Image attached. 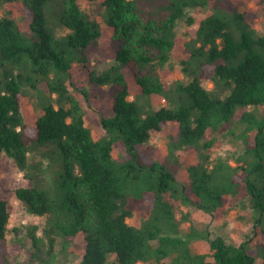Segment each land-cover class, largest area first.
<instances>
[{
  "label": "trees",
  "instance_id": "trees-1",
  "mask_svg": "<svg viewBox=\"0 0 264 264\" xmlns=\"http://www.w3.org/2000/svg\"><path fill=\"white\" fill-rule=\"evenodd\" d=\"M88 1L100 2L119 43L114 64L90 72L91 83L113 88L111 115L101 119L105 133L97 138L85 124L87 95L77 99L68 84L73 64H89L96 51L99 23L79 0H54V20L69 31L57 35L47 24L49 0H0V264H12L13 200L43 219L26 228L30 264H58L80 234L79 264H255L258 251L220 237L208 240L205 251L193 249L205 236L192 224L184 230L182 212L194 206L213 214L244 196L264 249V34L254 17L227 0ZM14 3H20L25 29L4 12ZM203 10L209 14L190 16ZM184 20L197 27L174 59L176 29ZM175 66L180 78L168 79L165 70ZM124 69L143 94L162 103L158 108L129 100ZM36 84L44 102L29 124L22 100L30 90L39 93ZM223 130L242 144L235 164L206 152L214 144L208 136ZM160 132L168 136L167 154L150 159L141 146ZM118 143L124 152L114 156ZM188 149L198 150L199 159L180 181L175 163ZM3 153L25 185L5 182ZM137 210L142 215L135 225Z\"/></svg>",
  "mask_w": 264,
  "mask_h": 264
},
{
  "label": "rangeland",
  "instance_id": "rangeland-1",
  "mask_svg": "<svg viewBox=\"0 0 264 264\" xmlns=\"http://www.w3.org/2000/svg\"><path fill=\"white\" fill-rule=\"evenodd\" d=\"M228 5L240 11L250 13L253 19V25L258 32L264 34V2L262 0H227ZM81 9L87 16L96 20L101 27V37L96 51L91 52L89 64H73L71 80L68 87L71 93L79 100H83L82 93L88 97V103L91 107L90 112L85 118V124L91 129L94 137H99L105 133L101 119L111 115L113 103L112 86H96L90 81V72L96 75L109 69L115 60V50L119 47V43L112 39V31L105 23V10L99 1L79 0ZM54 0H49V8L46 12V19L49 28H54L57 35H66L69 31L58 25L54 20ZM4 12H10L11 17L15 18L20 26L25 29V25L20 17V3L5 6ZM209 14V10L194 11L190 16L197 20ZM54 20V22H53ZM53 22V23H52ZM55 23V24H54ZM197 25H189L187 20L182 21L177 29V46L173 53V58L177 59L182 56L183 43L189 40ZM125 81L131 93L129 100L136 99V102L147 107L158 108L161 102L155 100V96H148L142 93L140 87L135 83L133 75L128 69L123 70ZM164 74L168 79H179L180 70L178 66L172 69H166ZM38 85V84H36ZM208 87H212L210 84ZM38 92L30 90L27 96L22 100V112L29 124L42 113L38 107V103L44 102V94L38 85ZM239 131H236L238 134ZM214 139V144L206 152L212 159L217 157L233 158L232 164H235L234 158L241 152V142H235L227 130H223L213 136H208L207 140ZM168 136L165 132L152 134L151 139L141 146L144 154L150 159H157L167 154L166 145ZM141 150V149H140ZM124 152L123 145L118 143L114 156H119ZM199 159V151L196 149H188L177 155V176L180 181L185 180L186 168ZM1 162L4 165L3 178L6 183L17 186L25 185L22 174L18 173L12 160L4 153L1 155ZM193 200L195 198H192ZM247 198L242 196L239 199H230L226 206L219 208L213 214L204 213L194 206H187L183 209V213L187 215V222L184 230L188 231L192 226L205 236V238L192 243L193 249L198 252L205 251L208 248V240L217 237L222 238L226 243L233 245L244 244L249 250L259 252V257L255 264H261L264 256V249L258 247V232L261 226H257L252 218L250 209L248 208ZM15 209L11 216L9 228L12 230L8 235V253L12 264H30L32 259V247L30 240L26 234V228L33 225H41L43 219L29 214L25 207L16 200H13ZM141 211L137 210L131 223L138 225L141 220ZM14 229H18V234L14 233ZM40 233V231H39ZM82 234L72 240L67 250L59 255L58 264H79L83 256V240ZM61 249L60 244L56 246V251ZM112 259V258H111ZM114 264H118L114 261Z\"/></svg>",
  "mask_w": 264,
  "mask_h": 264
}]
</instances>
